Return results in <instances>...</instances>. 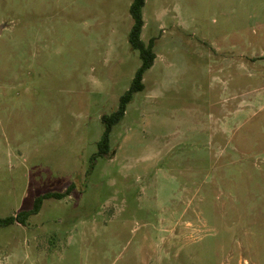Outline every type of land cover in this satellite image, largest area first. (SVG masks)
<instances>
[{
  "label": "rangeland",
  "instance_id": "1",
  "mask_svg": "<svg viewBox=\"0 0 264 264\" xmlns=\"http://www.w3.org/2000/svg\"><path fill=\"white\" fill-rule=\"evenodd\" d=\"M0 0V264H264V0Z\"/></svg>",
  "mask_w": 264,
  "mask_h": 264
},
{
  "label": "trees",
  "instance_id": "2",
  "mask_svg": "<svg viewBox=\"0 0 264 264\" xmlns=\"http://www.w3.org/2000/svg\"><path fill=\"white\" fill-rule=\"evenodd\" d=\"M144 7L145 0H132L129 7V13L133 23L129 32L128 42L133 50L138 51L141 64L136 70L128 90L120 97L118 107L110 113L101 115L100 120L103 125V132L101 138L97 142V151L91 158L93 163L97 158H112L114 156L115 151L110 148V136L113 128L123 120L127 106L133 101L134 95L144 90V74L153 66L156 58L153 40L146 45L141 39L144 26ZM70 191L71 187H69L64 193H46L39 196L35 200L34 206L31 210L19 212L15 216L0 217V227L8 226L15 222L23 224L29 216L39 212L44 199H61L69 195Z\"/></svg>",
  "mask_w": 264,
  "mask_h": 264
},
{
  "label": "water",
  "instance_id": "3",
  "mask_svg": "<svg viewBox=\"0 0 264 264\" xmlns=\"http://www.w3.org/2000/svg\"><path fill=\"white\" fill-rule=\"evenodd\" d=\"M2 28H3V26H2V25H0V32H1Z\"/></svg>",
  "mask_w": 264,
  "mask_h": 264
}]
</instances>
